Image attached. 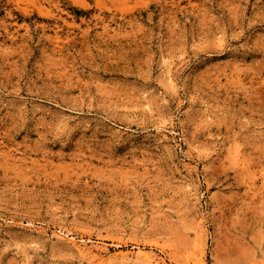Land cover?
I'll return each mask as SVG.
<instances>
[{"label":"rangeland","instance_id":"obj_1","mask_svg":"<svg viewBox=\"0 0 264 264\" xmlns=\"http://www.w3.org/2000/svg\"><path fill=\"white\" fill-rule=\"evenodd\" d=\"M138 250L264 264V0H0V264Z\"/></svg>","mask_w":264,"mask_h":264},{"label":"bare ground","instance_id":"obj_2","mask_svg":"<svg viewBox=\"0 0 264 264\" xmlns=\"http://www.w3.org/2000/svg\"><path fill=\"white\" fill-rule=\"evenodd\" d=\"M96 246V245H95ZM99 248V247H98ZM97 249V248H96ZM93 250V249H92ZM98 251H99V249H98ZM139 251V250H138ZM91 252V251H90ZM100 252V251H99ZM92 254V253H91ZM94 255V254H93ZM92 255V256H93ZM95 257H99V256H95ZM101 257V256H100ZM137 259L138 260H144L147 264H164V261H163V259H161L160 257L158 258V256L157 255H155L154 253H151V252H142V250L141 251H139L138 253H137ZM102 258V257H101ZM102 259H104V258H102ZM102 259L100 260V262L102 261ZM99 260V259H98ZM137 260V261H138ZM107 262H109V261H107ZM112 262V261H111ZM134 262V261H133ZM143 263V262H142ZM140 264V263H139ZM144 264V263H143Z\"/></svg>","mask_w":264,"mask_h":264}]
</instances>
